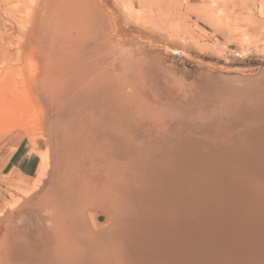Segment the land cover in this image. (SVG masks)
<instances>
[{"label": "bare ground", "instance_id": "1", "mask_svg": "<svg viewBox=\"0 0 264 264\" xmlns=\"http://www.w3.org/2000/svg\"><path fill=\"white\" fill-rule=\"evenodd\" d=\"M31 1V5L34 3L29 10L34 26L33 47L30 44L34 52L31 49L30 52L38 57L40 63L36 64L39 67L37 76L33 74L32 78L35 77L33 83L36 82L39 88L36 96L47 108L42 109V113L50 114L48 138L56 173L51 175L53 186L49 193L58 188V178L66 176V173L70 174L71 180L77 179V169L83 174L88 172L91 179L87 184L80 181L83 186L73 181L75 192L68 198L73 199L77 208L72 209L78 212L65 218L61 216L64 245H84L89 252L85 250V256L79 259V254L75 256L79 247L72 246L65 261H60L58 255L59 262L55 264H100L106 254L111 261L114 260L110 264H177L174 260L181 255L186 264H264V81L260 78L248 83L235 81L237 79L226 82L230 85L227 87L230 95L226 108L229 105L236 107L231 109L233 117L240 115L237 116L240 118L238 121H243V125L239 123L241 126L238 127L235 120V130L233 127L207 126L211 132L205 134L209 137L205 138L199 125L198 128L193 127L199 123L190 120L184 134L174 132L172 124L168 125L170 129L157 126L158 131H155V125L149 122L151 118L143 122L141 117H137V109L134 111L138 104L136 98L128 102L122 97L124 106L115 108L114 112L111 110V99L115 98V92L120 93L121 87L116 89L117 84L110 80L107 85L104 81L106 74L100 72L101 64H104L101 57L106 58L107 55L104 54L107 53L105 45L101 47L99 44L102 50L99 46L88 50L90 41L98 40L97 35L101 31L100 20L93 10L98 7L90 0ZM73 28L77 36L70 37L76 34H68ZM28 39L26 41H30ZM64 52L74 56L83 54L79 56L82 62L72 63L70 59L67 64ZM53 66L61 68L62 72L57 68L59 74H52L57 72L52 70ZM117 79H121L120 76ZM124 84L127 85L126 82ZM144 131L147 134L155 132L152 133V141H147V134L143 136L146 140L143 139ZM212 135L218 137L220 143L216 141L218 144L214 145L209 141ZM127 155L130 159L123 163L121 159ZM147 166L149 169L142 170ZM97 171L103 172L104 187L94 180ZM145 172L148 177H154L152 183L158 184L149 187L150 184H145V177V182L139 179ZM55 180H58L57 184ZM140 180L145 185L140 184ZM95 198L111 201L112 211L116 209L120 214L119 218L117 213L121 223L119 229L124 234L113 226L106 233L96 232L91 228L92 224L85 223V219L92 220L93 216L87 218L88 214L83 212L87 207H93L91 204ZM235 214L239 218H235ZM100 243L101 246L105 244V248H100L101 251L95 255L94 246ZM193 247L199 249L193 251ZM94 256L96 260L92 259Z\"/></svg>", "mask_w": 264, "mask_h": 264}, {"label": "rangeland", "instance_id": "2", "mask_svg": "<svg viewBox=\"0 0 264 264\" xmlns=\"http://www.w3.org/2000/svg\"><path fill=\"white\" fill-rule=\"evenodd\" d=\"M90 1L98 7L99 11L96 8L93 10L100 20L101 31L98 24L99 30L96 29L100 31L97 35L98 40L96 38L92 40L91 37L88 50L105 45L106 58L98 57L104 63L101 64L103 68L100 72L106 74L104 81L107 85L112 82L117 84L116 89L121 87L120 93L115 92L118 95L112 92L115 95L110 103L112 112L115 108L124 106V103H121L122 97L128 99V102L137 99L141 106L139 107L137 103L135 106L133 103L134 111L137 109L135 112L137 117H141L143 122L151 118L149 122L155 125L154 130L157 126L161 129L163 127L170 129L168 125L172 124L174 126L172 130L179 135L186 133V128L189 126L187 121L190 120L199 123L197 125L194 123L193 127L203 129L204 137L211 132L206 128L207 126H219L225 129L233 127L235 130L234 126L243 125V121H238L240 118L237 116L240 115L233 117L234 113L231 109L234 107L229 105L226 108L227 97L230 95L227 88L230 85L226 82L228 80L234 82V79H237L235 81L248 83L260 78L264 81V0ZM31 2V0H0V264H55L59 259L65 261L72 246L79 247L75 254V256L79 254V259L85 256L86 251L89 252L84 245H64L62 236L65 231L61 225V216L64 215L65 218L77 211L73 199L69 200L75 192L73 181L83 186L82 184H87L91 180L88 177L89 173L85 172L86 176H84V172L77 169V174L75 173L77 179L74 180H71L70 174L66 173V176L58 178V184L56 183L58 180H55L58 188L49 193L53 186L51 175L55 173L53 168L55 165L53 166L48 138L50 114L42 113V109L47 108L36 96V90L39 88L36 82L33 83V79L38 74L37 65L40 63L38 57L31 53L34 52L31 48L34 26L29 11L34 3L31 5ZM28 31L30 35L27 36ZM73 33H76L74 28L68 34ZM74 35L77 36V33L70 37ZM27 39L30 41H26ZM67 54L64 55L68 59L64 60L66 63L70 59L69 62L72 63L82 62L79 58L83 54L77 53L75 56L69 55V52ZM31 58L37 61L28 60ZM115 66H118L121 72L117 71L118 68L116 69ZM51 68L58 72L52 74H59L57 69L59 67ZM59 69L62 72V69ZM32 75L35 77L32 78ZM118 75L121 79H117ZM116 80L119 82L122 80L121 84ZM69 85L75 88V85L71 83ZM111 86L109 85L110 88H114L113 85ZM101 88L100 86L99 89ZM239 102H236V105H239ZM212 120L213 124H211ZM235 120L238 121L237 125L234 124ZM138 131L140 134L141 130ZM152 133L147 134L144 131L142 133L144 135L141 136L147 134V141H150L154 138ZM143 139L146 140V137ZM183 139L186 137L184 136ZM217 140L218 137L213 135L209 139L214 145L220 143V140ZM10 159L13 162L9 163ZM128 159L130 155L123 157L121 161L126 163ZM13 165L18 168L13 169ZM145 169L149 167L142 170ZM101 173L103 172L97 171L94 180L96 183L99 181L98 184L104 187L106 180ZM145 174L146 172L142 178H139L143 180L145 177L146 182L143 180L145 184H150L149 187L158 184L157 181L156 184L152 183L154 177ZM80 181L85 183L81 184ZM141 182L140 184H144ZM100 188H97L99 192ZM48 195L50 198H47ZM62 198H65L64 202ZM97 201L99 200L93 201L94 204H91L93 207L84 210L83 214H88L85 217L93 216L92 220L84 218L87 220L85 223L92 224L91 228L96 232H107L113 226L122 233L123 230L119 229L121 223L118 221L116 207L112 211L111 201L106 202L101 199ZM72 207L75 208L74 211ZM54 214L58 221L54 219ZM183 214L186 215V212ZM89 220L91 223H88ZM101 245L100 243L94 246L95 255L105 248V244ZM74 249L76 250V247L73 251ZM192 249L194 251L199 248ZM105 251L110 252L107 249ZM58 255H60L59 259ZM106 255L104 259L97 261H100V264L112 263L114 260L111 261L110 256ZM89 258L87 259L90 260ZM92 259L96 260L95 256ZM175 260L177 264H186V259L182 255Z\"/></svg>", "mask_w": 264, "mask_h": 264}, {"label": "crops", "instance_id": "3", "mask_svg": "<svg viewBox=\"0 0 264 264\" xmlns=\"http://www.w3.org/2000/svg\"><path fill=\"white\" fill-rule=\"evenodd\" d=\"M10 162H13V160L10 159V160H9V163H10ZM17 168H18V167H16V166L13 165V169H17Z\"/></svg>", "mask_w": 264, "mask_h": 264}]
</instances>
